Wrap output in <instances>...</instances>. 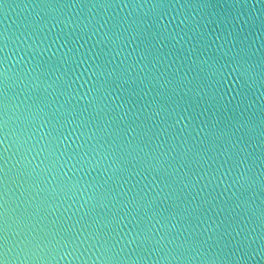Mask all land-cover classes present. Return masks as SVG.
Instances as JSON below:
<instances>
[{"label":"water","instance_id":"1","mask_svg":"<svg viewBox=\"0 0 264 264\" xmlns=\"http://www.w3.org/2000/svg\"><path fill=\"white\" fill-rule=\"evenodd\" d=\"M4 264H264V0H0Z\"/></svg>","mask_w":264,"mask_h":264},{"label":"snow or ice","instance_id":"2","mask_svg":"<svg viewBox=\"0 0 264 264\" xmlns=\"http://www.w3.org/2000/svg\"><path fill=\"white\" fill-rule=\"evenodd\" d=\"M10 242V236H4V235H0V250H8V245ZM2 254V253H0ZM0 264H4V262L2 260H0Z\"/></svg>","mask_w":264,"mask_h":264}]
</instances>
